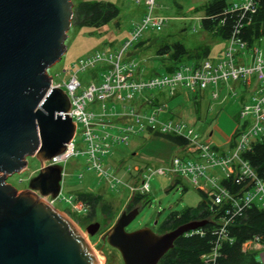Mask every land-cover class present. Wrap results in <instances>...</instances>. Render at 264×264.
Wrapping results in <instances>:
<instances>
[{
    "label": "built area",
    "instance_id": "built-area-1",
    "mask_svg": "<svg viewBox=\"0 0 264 264\" xmlns=\"http://www.w3.org/2000/svg\"><path fill=\"white\" fill-rule=\"evenodd\" d=\"M135 4L142 2L144 13L140 24L129 33L119 52L111 55L106 52H94L80 58L72 65L66 82L55 84L50 77V87L62 89L69 100V110L66 115L74 122V132L65 150L60 155L50 158L44 165H59L61 167L60 187L54 198L42 197L49 205L63 201L69 205V212L77 215L87 213L88 207L77 200L75 196L59 197L61 193L64 166L70 158L83 156L84 168L95 177L104 181L106 189L120 184L127 193L147 195L148 178L153 174L187 178L190 184L202 193L207 194L211 205H225L223 217L218 227L213 231L216 235L215 246L206 254L203 264H212L216 256V244L225 239L224 228L231 221V217L238 215L251 203L264 208V180L259 179L249 164L241 157L247 152L251 143L264 135V57L256 47L245 50V43L239 41L232 34L225 42L221 57L216 61L204 60L198 66L191 64L180 65L171 74L145 75L137 64L130 61L121 63L122 53L139 38L143 30L160 31L162 26L173 18L153 14L155 0H128ZM254 0H239L228 9V12L248 11L253 13ZM101 69L99 80L93 81L77 93L80 83L77 73ZM238 82L247 89H251V105H243L239 111V126L232 135L231 148L223 153L216 151L209 142L201 140L199 135L182 121L172 119L160 120V108L149 107L150 100H140L144 91H165L172 95L178 90L184 92L201 91L208 88L215 89L220 84ZM217 93L213 91L211 98ZM235 94L231 93L230 96ZM140 100V101H139ZM137 101L136 107L130 105ZM140 102V103H139ZM97 103L98 112L85 110L88 104ZM147 110V111H145ZM244 128H241V126ZM85 145L83 152H78L73 146L76 131ZM158 132L162 135L182 137L186 145L183 149L185 156H174L166 164L157 167L145 165L143 167L129 166L126 169V181L122 182L104 164L102 159L110 154L115 145L126 144L129 136L139 133ZM122 169V167H120ZM149 173L148 176L142 171ZM231 176L232 183L239 185V191L229 193L219 184V177ZM81 178V174H78ZM137 182V186L134 183ZM132 195V196H133ZM53 207V206H52ZM242 251H255L256 259L264 263V245L258 237L244 242Z\"/></svg>",
    "mask_w": 264,
    "mask_h": 264
},
{
    "label": "water",
    "instance_id": "water-1",
    "mask_svg": "<svg viewBox=\"0 0 264 264\" xmlns=\"http://www.w3.org/2000/svg\"><path fill=\"white\" fill-rule=\"evenodd\" d=\"M71 17L70 0H0V264H98L76 225L42 198H54L61 179V167L44 161L63 153L74 132L68 97L46 74L65 51ZM27 157L38 172L17 192L5 177ZM136 214V207L121 213L106 235L123 264H157L176 238L205 224L126 232ZM98 227L84 231L92 236Z\"/></svg>",
    "mask_w": 264,
    "mask_h": 264
},
{
    "label": "rangeland",
    "instance_id": "rangeland-1",
    "mask_svg": "<svg viewBox=\"0 0 264 264\" xmlns=\"http://www.w3.org/2000/svg\"><path fill=\"white\" fill-rule=\"evenodd\" d=\"M73 3L81 0H70ZM109 2L118 9V16L110 21L105 26L100 28H76L72 26L66 32L65 51L60 60L47 69L46 74L52 78L55 84L66 82L72 65L80 58H84L94 52H106L111 55H116L121 49L123 43L128 40L129 33L140 24L144 13V6L132 3L128 0H99ZM207 0H155L153 14L158 16H168L173 18L171 21L164 24L160 31L143 30L139 38L131 43V45L122 53L121 63L134 62L140 64L146 75L157 72L158 75H163L164 71L161 67V60L155 54L159 45L171 44L179 42L187 50H193L198 46H208L210 53L208 60L216 61L221 57L224 42L215 40L211 35L203 33L199 29V21L194 20L195 17H201V11H195ZM137 42H142L137 46ZM264 57V38H261L255 45ZM163 57V56H160ZM192 59L181 60V65H189ZM162 63L168 64L163 61ZM98 67L94 70L77 73V79L80 83V88L77 93L84 90L90 82L93 81L92 76L98 75ZM238 93V91H237ZM245 93V92H244ZM245 94H251L246 92ZM153 96V101L161 106L165 103V110L171 106L173 99L158 97L161 94L158 90L144 91L141 94L140 100L149 99ZM251 96H246L243 105H251ZM140 103V102H139ZM137 101H132L131 106L136 107ZM241 103H232L234 111L239 112L242 108ZM97 103L88 104L85 110L98 112ZM157 106V107H158ZM190 94H185L184 101L180 108H177V114L174 116V121H182L190 125L200 135H208V130L204 131L202 123L194 125L191 117ZM170 109V108H169ZM220 107L216 108L217 114L221 111ZM227 106L223 110L224 116L227 115ZM147 111V110H145ZM180 112V113H179ZM214 112V110H213ZM181 117H180V116ZM228 116V115H227ZM161 117V115H160ZM240 121V119H239ZM217 127L222 130H230L233 123H228L223 119L215 122ZM73 146L78 152L85 150V145L79 135L77 129L76 135L73 138ZM110 154L103 157L104 164L110 166L111 172L122 182L126 181V169L130 170L129 166L143 167L146 162L151 167L164 165L174 156H185L182 148L166 141L162 137L139 133L134 136H129L127 143L115 145L111 148ZM133 152V155L129 154ZM84 157L78 156L70 158L64 166V176L62 178L61 193L59 197L74 196L77 191H89L100 196V204H106L110 208L109 214L97 213L89 222L80 224L77 219L81 218L84 213L73 214L69 212V205L63 201L55 202L52 206L54 209L63 212L76 225V227L84 235L91 250L101 259L102 264H123L119 253L106 243V235L116 219L121 213L131 210L134 206L130 204L133 193H127L126 189L120 184L115 185L111 189H106L104 181L95 177L91 172L85 170ZM26 166L18 173H13L5 177V183L10 184L17 192L27 189L28 181L38 172V163L33 157H27ZM122 161V169L120 168ZM145 176L149 173L142 171ZM81 174V178H78ZM174 178L166 175L153 174L148 178V193L145 203L137 206V214L134 219L124 228L126 232H131L139 228H149L156 234L158 226L164 218L172 212H180L186 208H195L200 201V195L197 190L190 184L187 178L176 177L177 183L172 185ZM137 186V182L134 183ZM185 189V190H183ZM97 222L99 224L96 232L90 236L84 228L90 223Z\"/></svg>",
    "mask_w": 264,
    "mask_h": 264
},
{
    "label": "trees",
    "instance_id": "trees-1",
    "mask_svg": "<svg viewBox=\"0 0 264 264\" xmlns=\"http://www.w3.org/2000/svg\"><path fill=\"white\" fill-rule=\"evenodd\" d=\"M237 1L239 0H207L199 8L200 10L195 9V11L202 12L197 21H199V29L203 33L211 35L215 40L224 42V45L233 34L236 39L245 43V50L248 51L261 38H264V0H254L255 9L253 13L248 11L228 12L232 4ZM117 16L118 9L109 2L81 0L72 4L71 25L76 28H100ZM141 44L142 42H137V46ZM209 53L208 46H198L191 51L179 42L159 45L155 52L157 58L161 60L163 74L173 73L181 65L183 58L192 59L190 64L198 66L202 61L208 60ZM163 61L168 62V64L162 63ZM97 70L99 73L101 72L99 67ZM150 74H157V72ZM92 78H96L98 81L99 75H93ZM189 94L190 101L194 105L192 109L193 122L194 124L202 123L203 120L199 116L200 111L208 112V109L201 102L203 96L199 94L198 90L189 92ZM237 125L239 126V123ZM241 128L244 126L242 125ZM152 136L162 137L179 148H184L186 145L182 137L162 135L158 132H153ZM215 150L220 152L218 149ZM132 154L129 155L132 156ZM241 157L249 164L256 176L264 180V135L254 140L249 150L243 153ZM176 183L177 180L174 179L169 187L172 188ZM219 184L231 194H235L240 188L239 185L232 183L231 176L222 179L219 177ZM197 192L200 195L199 204L195 208H186L180 212L169 213L158 226V232L165 233L190 221L204 220L205 224L176 238L172 248L160 258L157 264H203V257L215 246L216 235L213 234V231L218 227V222L223 217L224 210H228V206L211 205L207 194ZM74 196L88 207L87 213L77 219L80 224L89 222L98 212L106 214L110 212L109 206L100 204V196L93 194V192L77 191ZM145 200L146 195L134 194L130 204L136 207L140 203H145ZM229 217H231V221L224 228L225 239L217 242L216 256L212 264H264L257 261L255 251L241 250V245L253 237H258L259 242L264 245V208L256 203H251L240 214L230 215L226 218Z\"/></svg>",
    "mask_w": 264,
    "mask_h": 264
},
{
    "label": "crops",
    "instance_id": "crops-1",
    "mask_svg": "<svg viewBox=\"0 0 264 264\" xmlns=\"http://www.w3.org/2000/svg\"><path fill=\"white\" fill-rule=\"evenodd\" d=\"M193 19L197 21L199 19V17H195ZM137 67L141 68L143 73H144V70L140 64H137ZM213 91H215L217 93L215 99L211 98V93ZM237 91H238V93H237ZM158 92L161 94V96H158V97L173 99L171 106L169 105L170 109L168 108V110H170V112H167L165 110V106H167V105H165V103L163 105L161 104V106H158V104L155 103L156 100L153 101V96H150L151 98L148 99V100H150L149 107L161 109V111L158 114V118L160 120H168L171 118H172V120H175L173 116H176V114H177L176 110H177V108H180L182 106V103L184 101V96L188 92H184L183 90H178V91L174 92L172 95H169L165 91H158ZM244 92L245 93L246 92L252 93L251 89L245 88L243 85L239 84L238 82H227L226 84H220L215 89L208 88V89H205L203 91H199V94L201 96H203V99L201 100V102L203 103V106L206 107V109H208V112L202 110L199 113V116H201V118L203 120L202 121L203 122L202 125L204 126L203 132H206L208 130V135H200L190 125H188V124L187 125L189 127H191L199 135L201 140L209 142L212 146H214L220 152H223V153L227 152L233 144L232 135L234 133V130L237 127V124L240 123V121L238 119L239 112H235L234 106L231 104L232 103L235 104L236 102L242 104V102L245 101L246 96H251V94H245ZM231 93H233L235 95L230 96ZM190 106H191V108H190L191 114L190 115H191L192 120H193V115H192L193 110L192 109H193L194 105H192L191 101H190ZM226 106L228 108V110H227L228 116L227 115L224 116V114H223V110L226 108ZM217 107L221 108L220 109L221 111L218 114L216 112ZM213 110H214V112H213ZM160 115H161V117H160ZM219 119H223L230 124L233 123L231 126V129L230 130L219 129L217 127V124L215 123V122L219 121ZM208 120H210V121H208ZM199 123H201V122H199ZM196 124H198V123H196ZM196 124H194V125H196ZM144 133L147 135H152V132H149V131H146ZM131 153H133V152H131ZM133 155H135V154H133ZM120 162H121L120 165L122 167V161H120ZM145 165H147L146 162H144L142 164V166H145ZM126 177H128L127 174H126Z\"/></svg>",
    "mask_w": 264,
    "mask_h": 264
},
{
    "label": "bare ground",
    "instance_id": "bare-ground-1",
    "mask_svg": "<svg viewBox=\"0 0 264 264\" xmlns=\"http://www.w3.org/2000/svg\"><path fill=\"white\" fill-rule=\"evenodd\" d=\"M68 110H69V108H68ZM59 155H60V154H59ZM53 157H54V156H53ZM51 158H52V157H51ZM46 161H48V160H46ZM44 162H45V161H44ZM45 166H46V165H44V167H45ZM78 230H79V229H78ZM79 232L82 234V232H81L80 230H79ZM93 253H94V252H93ZM94 255H95V258H96L97 263H98V264H102V263H101V262H102L101 259H99V257H97L95 253H94Z\"/></svg>",
    "mask_w": 264,
    "mask_h": 264
},
{
    "label": "flooded vegetation",
    "instance_id": "flooded-vegetation-1",
    "mask_svg": "<svg viewBox=\"0 0 264 264\" xmlns=\"http://www.w3.org/2000/svg\"><path fill=\"white\" fill-rule=\"evenodd\" d=\"M137 207V206H136Z\"/></svg>",
    "mask_w": 264,
    "mask_h": 264
}]
</instances>
